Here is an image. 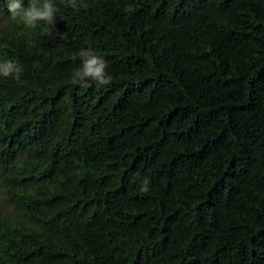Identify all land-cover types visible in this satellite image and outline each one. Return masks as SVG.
<instances>
[{"label": "trees", "instance_id": "obj_1", "mask_svg": "<svg viewBox=\"0 0 264 264\" xmlns=\"http://www.w3.org/2000/svg\"><path fill=\"white\" fill-rule=\"evenodd\" d=\"M80 2L0 0V264H264V0Z\"/></svg>", "mask_w": 264, "mask_h": 264}, {"label": "clouds", "instance_id": "obj_2", "mask_svg": "<svg viewBox=\"0 0 264 264\" xmlns=\"http://www.w3.org/2000/svg\"><path fill=\"white\" fill-rule=\"evenodd\" d=\"M68 6L74 11H79L81 7H87L80 0H67ZM7 11L10 13L8 19L17 20L28 28L37 26L39 22H44L49 28V34L55 29L56 16L59 9L54 0H28L24 6V0H7ZM60 37L66 38L65 33H58ZM80 65L72 72V82L81 87H89L91 83L98 86H106L112 82V76L108 69V62L97 55L90 48H81L78 52ZM24 72L23 66L19 61L8 58L0 61V76L12 77L21 82V76ZM149 180L144 179L141 185V191H148Z\"/></svg>", "mask_w": 264, "mask_h": 264}]
</instances>
